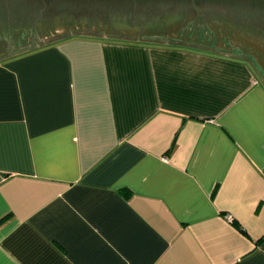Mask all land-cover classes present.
<instances>
[{
	"label": "crops",
	"instance_id": "0c3cea01",
	"mask_svg": "<svg viewBox=\"0 0 264 264\" xmlns=\"http://www.w3.org/2000/svg\"><path fill=\"white\" fill-rule=\"evenodd\" d=\"M187 38L0 47V264H264V75Z\"/></svg>",
	"mask_w": 264,
	"mask_h": 264
},
{
	"label": "rangeland",
	"instance_id": "374dc122",
	"mask_svg": "<svg viewBox=\"0 0 264 264\" xmlns=\"http://www.w3.org/2000/svg\"><path fill=\"white\" fill-rule=\"evenodd\" d=\"M172 1L175 5L178 3L174 8L169 5ZM193 1L197 2L196 0H0V34H7L0 35V42L3 43H0V47L3 52L18 53L69 35H103L113 38L172 42L176 39L183 44L195 46L199 45V41L189 40L187 37L203 38L210 44L217 39L220 41L218 46L205 45L204 41L201 46L227 50L250 59L264 75V34L256 31L260 32L261 36L254 35V37L247 32L250 29L256 33L254 25H259L256 27L258 30L263 28V23L256 22L263 21V17L254 15L255 12L251 17H242V15L235 17V12H231L229 15L233 19L232 23L223 18L225 16L223 13H227L224 9L214 15L211 12L209 14L197 11L191 4ZM188 2L190 4L187 7H179L180 10H177L178 5ZM243 3L252 5L251 11L258 9L264 11V5H259L264 4V0H243ZM200 17L202 19L197 21L196 19ZM140 26L149 28L143 31Z\"/></svg>",
	"mask_w": 264,
	"mask_h": 264
},
{
	"label": "flooded vegetation",
	"instance_id": "af4514ba",
	"mask_svg": "<svg viewBox=\"0 0 264 264\" xmlns=\"http://www.w3.org/2000/svg\"><path fill=\"white\" fill-rule=\"evenodd\" d=\"M197 2L193 1V4L194 7L197 9V11H202V12H207L210 14V12L214 15V13H220L222 9H224L225 13H223V18L224 19H227L229 20L230 22L233 23V19L230 18V15L229 13L231 14V12H235V17L238 16V15H242L243 16H246V17H251L252 14H254V12L256 14L254 15H258L260 17H263L264 19V11L261 10V9H258V10H255V11H251V8L250 6H248V3H243V0H216L215 2H212L210 0H196ZM199 1V2H198ZM259 1H263V0H259ZM242 2V3H241ZM190 3H186V4H181V5H178L177 7H184L187 5H189ZM259 5H264L262 3H260ZM258 6V5H257ZM230 18V19H229ZM245 18V17H244ZM202 17H200L199 19H196L197 21L201 20ZM257 23L259 24H264V20L263 21H256ZM249 26H251L249 24ZM255 27V28H254ZM256 27H259V25H254L253 28H254V32L256 31H261V34H264V27L261 28V29H256ZM248 33H250V36H256V37H260L261 34H259L260 32H256V33H253L252 30L248 29L247 30ZM215 35V37L217 36V34H213ZM103 36V35H101ZM254 36V37H255ZM108 37V36H106ZM117 38V37H116ZM127 39V38H126Z\"/></svg>",
	"mask_w": 264,
	"mask_h": 264
},
{
	"label": "trees",
	"instance_id": "16d2710c",
	"mask_svg": "<svg viewBox=\"0 0 264 264\" xmlns=\"http://www.w3.org/2000/svg\"><path fill=\"white\" fill-rule=\"evenodd\" d=\"M169 3H170L169 5H170L171 7H173V8L176 7V5L178 4V3H177V4L175 5L173 1H172V2H169ZM169 5H168V7H169ZM177 8H179V7H177ZM177 10H180V8L177 9ZM137 27H138V26H137ZM140 28H142V30L144 31V30L148 29L149 27H147V26H140ZM3 34H4V35H3ZM0 35L6 36L7 34H6V33H2V34H0ZM9 37H11V36H9ZM6 38H7V37H6ZM11 38H12V37H11ZM2 40H3V39H2ZM3 42H4V41H3Z\"/></svg>",
	"mask_w": 264,
	"mask_h": 264
},
{
	"label": "built area",
	"instance_id": "2783aa9c",
	"mask_svg": "<svg viewBox=\"0 0 264 264\" xmlns=\"http://www.w3.org/2000/svg\"><path fill=\"white\" fill-rule=\"evenodd\" d=\"M165 159H167V158H165Z\"/></svg>",
	"mask_w": 264,
	"mask_h": 264
}]
</instances>
